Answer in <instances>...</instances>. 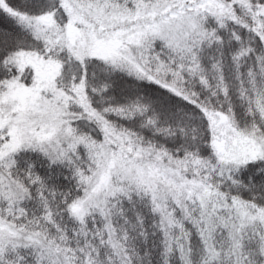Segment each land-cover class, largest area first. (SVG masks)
<instances>
[{
    "label": "snow or ice",
    "instance_id": "1",
    "mask_svg": "<svg viewBox=\"0 0 264 264\" xmlns=\"http://www.w3.org/2000/svg\"><path fill=\"white\" fill-rule=\"evenodd\" d=\"M0 264H264V0H0Z\"/></svg>",
    "mask_w": 264,
    "mask_h": 264
}]
</instances>
